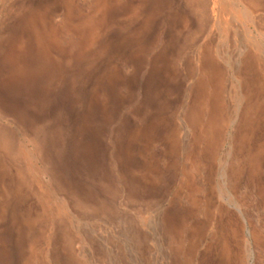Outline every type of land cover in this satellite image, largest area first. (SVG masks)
<instances>
[{"label": "rangeland", "instance_id": "1", "mask_svg": "<svg viewBox=\"0 0 264 264\" xmlns=\"http://www.w3.org/2000/svg\"><path fill=\"white\" fill-rule=\"evenodd\" d=\"M0 264H264V0H0Z\"/></svg>", "mask_w": 264, "mask_h": 264}]
</instances>
